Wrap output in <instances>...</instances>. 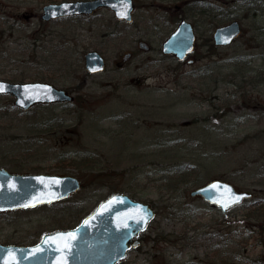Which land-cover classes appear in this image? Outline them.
I'll return each instance as SVG.
<instances>
[{
    "label": "rangeland",
    "instance_id": "rangeland-1",
    "mask_svg": "<svg viewBox=\"0 0 264 264\" xmlns=\"http://www.w3.org/2000/svg\"><path fill=\"white\" fill-rule=\"evenodd\" d=\"M60 1L0 0V79L76 99L25 112L0 96V166L73 175L82 188L0 213V243L34 245L125 193L157 216L120 264H264V0H135L131 23L107 10L43 21ZM181 19L197 35L191 64L161 50ZM232 20L242 35L216 48L215 28ZM88 51L105 57L104 72H86ZM213 179L253 197L225 215L190 194Z\"/></svg>",
    "mask_w": 264,
    "mask_h": 264
},
{
    "label": "water",
    "instance_id": "water-1",
    "mask_svg": "<svg viewBox=\"0 0 264 264\" xmlns=\"http://www.w3.org/2000/svg\"><path fill=\"white\" fill-rule=\"evenodd\" d=\"M101 7L110 8L118 19L131 22L132 0H78L52 3L43 7L42 19L50 21L62 17L90 15ZM242 33L241 24L234 20L219 26L213 33L216 47L231 45ZM196 35L191 23L182 20L162 45V53L183 61L194 51ZM139 46L148 50L142 43ZM129 56L125 55L124 60ZM192 62L191 60L189 61ZM84 67L89 74L105 70L104 57L97 51L84 56ZM0 95L14 97V105L24 111L38 104L72 102L68 91L46 82H9L0 79ZM215 185L216 187H213ZM81 188L78 178L68 175L11 174L0 167V211L34 208L68 198ZM191 196H202L211 205L226 213L250 199L252 194L239 192L226 181L214 179L191 191ZM235 198H239L236 200ZM156 217L151 203L132 199L125 193L113 194L100 202L95 210L73 229L45 234L33 246L0 244V264H118L131 248H137V237ZM73 233L71 240L52 238ZM39 250V251H37Z\"/></svg>",
    "mask_w": 264,
    "mask_h": 264
},
{
    "label": "flooded vegetation",
    "instance_id": "flooded-vegetation-1",
    "mask_svg": "<svg viewBox=\"0 0 264 264\" xmlns=\"http://www.w3.org/2000/svg\"><path fill=\"white\" fill-rule=\"evenodd\" d=\"M74 1H76V0H74ZM115 1H117V0H115ZM132 4H133V8H134V10H133V12L135 13V10H136V8H135V0H132ZM102 10H107V11H110L112 14H113V16L117 19V21H119V22H121V21H125V20H121V19H118L116 16H115V13L110 9V8H107V7H101V8H98L97 10H95L92 14H90V15H81V16H76V17H74V18H79V17H91V16H94V15H96L97 13H99L100 11H102ZM134 13H133V17H134ZM65 19V18H64ZM182 20H186V19H181L179 22H178V24H177V26L179 25V23L182 21ZM187 21V20H186ZM125 22H127V21H125ZM189 22V21H188ZM131 23V22H130ZM177 26H176V28H177ZM175 28V29H176ZM174 29V30H175ZM173 30V31H174ZM172 31V32H173ZM197 36V35H196ZM140 43H142V44H144V45H146L147 47H148V50L147 51H150L151 50V47L147 44V43H145V42H143V41H139V43H138V45L140 44ZM131 55H132V53H128V56H129V58L131 57ZM128 58V59H129ZM106 60V59H105ZM121 64V63H120ZM2 167V166H1ZM10 171V170H9ZM11 172V171H10ZM14 173V172H13ZM132 251H136V250H131V251H129V252H132Z\"/></svg>",
    "mask_w": 264,
    "mask_h": 264
},
{
    "label": "snow or ice",
    "instance_id": "snow-or-ice-1",
    "mask_svg": "<svg viewBox=\"0 0 264 264\" xmlns=\"http://www.w3.org/2000/svg\"><path fill=\"white\" fill-rule=\"evenodd\" d=\"M3 89V85H0V90ZM213 187H216L215 185H213ZM236 200H238L239 198H235ZM74 238V234L73 233H68L66 235H60V236H57V237H54L52 238L53 240H71ZM39 251V250H37ZM9 264H15V260L13 258L12 261L9 262Z\"/></svg>",
    "mask_w": 264,
    "mask_h": 264
}]
</instances>
